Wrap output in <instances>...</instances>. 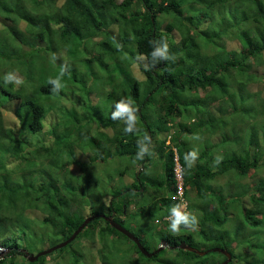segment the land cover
Here are the masks:
<instances>
[{
    "label": "trees",
    "instance_id": "obj_1",
    "mask_svg": "<svg viewBox=\"0 0 264 264\" xmlns=\"http://www.w3.org/2000/svg\"><path fill=\"white\" fill-rule=\"evenodd\" d=\"M58 2L0 0V249L6 250L0 264L226 259L221 253L198 256L167 248L146 257L97 217L113 215L151 253L153 238L125 226L130 206L132 220L139 222L141 214L154 211L150 225L168 245L195 247L198 234L211 248L224 243L218 248L231 255L228 264H264V239L249 256L227 246L231 235L255 238L259 226L264 234V0ZM157 49L174 61L155 56ZM95 61L103 83L113 82L106 92L116 111L101 120L91 102L101 90L87 85L89 77L102 76ZM215 135L221 139L213 144ZM114 149L128 160L119 176L132 182L121 181V188L108 193L99 189L100 174L87 169ZM76 150L91 154L82 161ZM175 154L186 212L200 215L193 233L183 223L178 230L172 221L155 223L182 205L173 178ZM154 159L161 162V176L149 172ZM130 160L143 166L131 167ZM71 164L82 176L71 174ZM17 172H23L18 179ZM224 178L226 189L216 183ZM144 196L148 207L139 204ZM37 210L42 220L29 213ZM87 217L93 219L70 244L27 260L26 254L68 239Z\"/></svg>",
    "mask_w": 264,
    "mask_h": 264
},
{
    "label": "rangeland",
    "instance_id": "obj_2",
    "mask_svg": "<svg viewBox=\"0 0 264 264\" xmlns=\"http://www.w3.org/2000/svg\"><path fill=\"white\" fill-rule=\"evenodd\" d=\"M57 4H59L58 0H57ZM22 28H23V25H22ZM90 43H94V42L90 41ZM94 66H95L97 71L102 76L98 77L96 75L94 78L89 77L87 85L90 86V85H92V83H95V90H101V94L102 95L101 94H98L96 96L93 95L92 98H91V102L93 104H95L94 111H96V118L101 120L105 116L108 117V116L112 115L113 114V109L115 110V105H114V103L112 101L107 99V92H106L107 88L109 86L113 87L112 86L113 82H110L111 84L108 82L107 85H105L103 83V81H102V78L104 76L103 75V71H101L98 61H95ZM134 69H135L134 71H135V74H136L135 76L138 77L139 80H141L142 79V75H140L138 73V71L136 69V66H134ZM114 77L116 78V75H114ZM16 79H18V81L22 80L20 76H16ZM99 95H101V97H100V99L98 101L97 98H98ZM70 97H71V93L68 92L67 99H69ZM10 104H11V107H12V105L14 103L11 102ZM11 107H10V109H11ZM14 108H15V106H13V109ZM115 112L116 111H114V114H115ZM3 113H4V116H7V117L10 116L9 111H7V110H3ZM91 129H92V132H93L96 129L95 125L91 126ZM188 137H192V136L188 135ZM32 138H33V142H35L37 140V138H39V135L36 134V135L32 136ZM219 139H221L220 135H215V136L210 138V141L213 144H216V142ZM217 148H218L217 146H213V147H211V150H215ZM76 152H77V154H76L77 157L80 158L82 161H85V159H87L86 156L88 154H91V153H89V150L86 151L85 153L81 154V155H78L80 153V150H76ZM38 160H40V159L37 158V160H35L36 165H38V163H39ZM127 161L128 160L126 158H120L119 154H116L115 153V149H114L112 151H108V152L104 153V157H103L102 161L98 160V162L96 164L90 165V166L88 164L89 167H88L87 170L90 173L96 172V174L97 173L100 174L101 183L99 185V189L103 190L104 192L108 191V193H110V192H113V189L121 188V184H120L121 181L124 182V184H130L132 182V179L130 177L124 176V177L121 178L119 176V171L121 169H124V167L128 164ZM130 163H131V167L134 166V165L135 166H139V167L143 166L142 164L139 165L138 162H135V161H132V160H130ZM148 165L149 164H146V166H148ZM21 167H25V165L21 164ZM70 168H71V170H69V171H71V174H75V175L79 174V176H82L79 166H74V165L71 164ZM34 169H36V168H34ZM149 172L153 173V174H155L157 176H161L163 174L162 173L161 162L158 161V159H154V161L151 160V165H149ZM22 174H23V172H17L15 174V176L18 179ZM225 180H226L225 178L224 179H220V180H217L216 183L218 185H223L225 183ZM190 198L193 200V197H190ZM106 199H108V197ZM139 204H140V206L142 205L144 207H148L150 205V198L146 197V196L141 197V200H140ZM130 210L132 212L135 211V210H133V207H131ZM85 213L86 214L88 213L87 210H86ZM194 213H195V216H197L196 211ZM234 214L236 215L238 213L235 212ZM31 215L33 217L37 218V219H42V216H43V214L40 211L32 212ZM153 215H154V211L147 212L145 214H141L140 215V218H141L140 222L138 220H132V218L133 219L136 218V216L133 213L132 214H128L124 218L126 220L125 226L129 227L130 229L136 228L138 233L141 232L140 233V237H146L147 240H150V238H153V244L151 246V250H153V247H154V251H155L158 248V245H156V244L159 242V236L156 234L157 232H156V229L153 227V225H150V223L152 221V218H153ZM132 224L135 227L132 226ZM188 228H190V225H188ZM258 228H259V230L257 232L253 231V232H256L255 235H258L257 237L253 238L254 235H249V237H252V239L249 238L247 234H244L243 236H238L239 240H234L233 236L231 235V238L233 240L232 243H231L232 246L230 245V242H229V245H227V246L229 247L230 250H232V247H233L235 249V252H238L241 255H245V254H247L248 256L249 255H253L254 251L257 250V248H256L257 243L259 244V242L264 239V234L262 232H260L261 231V226H259ZM190 232H192V230H190ZM231 233H234V229L232 230ZM194 240H195V243H194L195 244V247H194L195 250H206L208 248L210 249L211 246H213V244H210V242L205 241L204 238H202V235L200 236V235L196 234L194 236ZM154 241H156V243H154ZM61 242L62 241H60V240H56V242H54V243H56L55 245H57L58 243H61ZM223 242H227L226 237H224ZM182 243H185V242H182ZM55 245H53V246H55ZM223 245H224V243H222V242H220L218 244L219 247H222ZM155 246H156V248H155ZM167 249H169V248H167ZM37 250H42V249L37 247ZM170 251H174V249H172ZM5 253H6V250H4L3 252H0V258ZM163 257H164V255L160 256L157 260L163 259ZM218 258L220 259V257H218ZM112 261H114V258L109 257V262L111 263ZM61 264H63V262ZM82 264H86L85 263V259L82 261Z\"/></svg>",
    "mask_w": 264,
    "mask_h": 264
},
{
    "label": "water",
    "instance_id": "obj_3",
    "mask_svg": "<svg viewBox=\"0 0 264 264\" xmlns=\"http://www.w3.org/2000/svg\"><path fill=\"white\" fill-rule=\"evenodd\" d=\"M97 217H101L104 221L108 222L115 230H117L118 232L124 234L126 237H128L130 240H132L136 245L137 247L139 248V250L141 251V253L143 255H145L146 257H152L154 256L155 254H157L158 252H160L162 249H164V246L168 247L169 249H181V250H185V251H188V252H191V253H195L196 255H199V256H204L205 254H207V251H200V250H195L193 247L191 246H188L187 244L185 243H180L178 244L177 246H169L167 243L161 241V245L158 246V248L150 253L148 252L147 250H145L143 248V246L139 243L137 237L134 236V234H132L131 232H129L127 229H125L124 227L120 226L119 224H117L114 220H113V215H110V216H105V215H97ZM93 219V217H87L83 223L74 231V233H72V235L66 239L65 241L53 246V247H50L46 250H43L39 253H37L35 256L33 255H26V258L28 261L30 262H33L35 261L38 257H41V256H45L47 254H50L58 249H61V248H64L65 246H67L68 244H70L72 241L75 240V238L80 234V232L87 226V224ZM211 252L213 253H221L222 255H224L226 257V260L224 262H222L221 264H228V262L231 260V255L223 250V249H220V248H212L210 250Z\"/></svg>",
    "mask_w": 264,
    "mask_h": 264
},
{
    "label": "clouds",
    "instance_id": "obj_4",
    "mask_svg": "<svg viewBox=\"0 0 264 264\" xmlns=\"http://www.w3.org/2000/svg\"><path fill=\"white\" fill-rule=\"evenodd\" d=\"M166 47V46H165ZM154 55L155 56H163L165 59H171V60H173L174 61V59H175V57L174 56H166L165 54H164V52H161L159 49H157V51H156V53H154ZM52 83H54V84H56V86H57V88H59L60 87V85L58 84V82L57 81H52ZM175 157H177V155L175 154V156H174V158ZM186 159H188L187 157H186ZM177 160H178V157H177ZM173 162H174V165H173V178L176 180V188H177V192H176V196L181 200V202H182V205H181V208L180 209H178V210H176V209H173V211H172V213L170 214V215H166L165 217H162V219L161 220H157V219H155V223H157V224H159V225H163V222H167V223H170L171 221H172V225H171V227H172V229L173 230H178V228H179V226L183 223V224H185V225H190V228L187 230L188 232H190V230H192V232L191 233H193V232H195V230H196V228H197V226H198V224L197 225H195V223H196V219L198 220V218H197V216H199L200 217V215H198L197 213V216H195V213L194 212H186V209H185V206H186V201H184L183 200V192H184V190H183V185H184V183H183V170H182V166H181V164H180V162H179V160H178V164L180 165V168H181V172H182V174H181V176H182V179H181V181H180V184H181V189H182V194L180 195L179 193H178V181H177V179H176V177H175V170H174V168H175V161H174V159H173ZM189 166H191V161L189 162ZM226 183V182H225ZM223 184L222 186H223V189H226L227 188V186H229V185H226V184ZM226 185V186H225ZM141 190V189H140ZM131 207H134V206H130V208ZM130 208H129V210H128V214H132L133 212L130 210ZM37 211H40V210H37ZM32 212H36V211H30L29 213H32ZM41 212V211H40ZM186 212V213H185ZM111 215V214H110ZM109 215V216H110ZM231 215H233L234 216V213H231ZM195 216V217H194ZM39 220H42V219H39ZM114 220V219H113ZM234 220V219H233ZM106 222V221H105ZM117 223V222H116ZM118 224V223H117ZM120 226H122V225H120ZM123 227V226H122ZM133 234V233H132ZM194 236H195V234H194ZM162 240V239H161ZM160 240V241H161ZM159 241V242H160ZM63 242V241H62ZM166 243V242H165ZM59 244V243H58ZM180 244V243H179ZM159 245H161V242H160V244ZM158 245V246H159ZM171 246V245H170ZM189 246V245H188ZM164 248H168L167 246L165 247L164 246ZM194 248V247H193ZM218 248V247H217ZM195 249V248H194ZM212 249V248H211ZM211 249H208V250H200V251H207V253L208 252H211L210 250ZM221 249V248H220ZM163 250V249H162ZM4 251V249H0V252H3ZM226 251V250H225ZM154 252V251H153ZM27 253V251H25V254ZM152 253V252H151ZM213 253V252H212ZM27 255V254H26ZM206 255V254H205ZM204 255V256H205ZM199 256V255H198ZM224 256V255H223ZM225 257V256H224ZM226 258V257H225ZM226 260V259H225ZM231 261V260H230ZM229 261V262H230ZM224 262V261H223ZM228 262V263H229ZM221 264V263H220Z\"/></svg>",
    "mask_w": 264,
    "mask_h": 264
},
{
    "label": "built area",
    "instance_id": "obj_5",
    "mask_svg": "<svg viewBox=\"0 0 264 264\" xmlns=\"http://www.w3.org/2000/svg\"><path fill=\"white\" fill-rule=\"evenodd\" d=\"M174 161H175V177L177 179V181L179 182L178 183V193L181 195L182 194V189H181V184H180V181L182 179V172H181V168H180V165L178 164V160H177V157L174 158Z\"/></svg>",
    "mask_w": 264,
    "mask_h": 264
},
{
    "label": "flooded vegetation",
    "instance_id": "obj_6",
    "mask_svg": "<svg viewBox=\"0 0 264 264\" xmlns=\"http://www.w3.org/2000/svg\"><path fill=\"white\" fill-rule=\"evenodd\" d=\"M161 241L165 242L164 240H161ZM161 241H160V242H161ZM160 242H159V244H160ZM169 246H170V245H169ZM171 246H172V245H171ZM224 261H225V260H224ZM221 263H222V262H221Z\"/></svg>",
    "mask_w": 264,
    "mask_h": 264
}]
</instances>
